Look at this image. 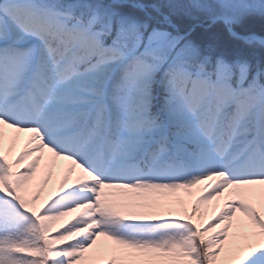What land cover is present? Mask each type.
<instances>
[{
	"label": "snow or ice",
	"instance_id": "obj_1",
	"mask_svg": "<svg viewBox=\"0 0 264 264\" xmlns=\"http://www.w3.org/2000/svg\"><path fill=\"white\" fill-rule=\"evenodd\" d=\"M0 264H264V0H0Z\"/></svg>",
	"mask_w": 264,
	"mask_h": 264
}]
</instances>
